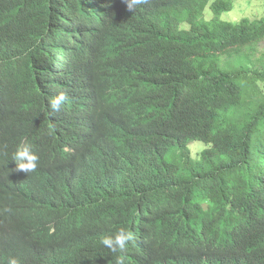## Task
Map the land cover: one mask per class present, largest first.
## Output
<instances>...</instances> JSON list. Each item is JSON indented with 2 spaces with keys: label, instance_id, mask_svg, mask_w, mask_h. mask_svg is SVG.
Wrapping results in <instances>:
<instances>
[{
  "label": "trees",
  "instance_id": "16d2710c",
  "mask_svg": "<svg viewBox=\"0 0 264 264\" xmlns=\"http://www.w3.org/2000/svg\"><path fill=\"white\" fill-rule=\"evenodd\" d=\"M18 1L0 0V4ZM32 1L35 13L30 17L22 9L15 26L18 29L21 21L28 20L25 39L30 51L25 53L31 56L18 70L0 36V131H4L0 147L15 150L24 140L32 144L38 168L46 173L51 188L49 204L77 201L89 218L116 197L122 217L149 231L147 246L154 256L144 264H264V205L257 193L264 192V50L258 48L264 40V15L238 21L222 18L235 0H148L132 11L125 0H87L103 2L105 23L119 36H137L130 49L113 50L109 43V50L118 58L138 59L141 72L158 71L172 81L178 98L172 132L155 144L138 136L143 122L159 108L150 85L145 96L132 88V99L125 106L106 107L97 118L90 108L102 96L98 86L90 89L84 105L73 107L66 87L69 80L21 76L45 67L57 43L55 6L50 0ZM61 91L67 102L62 111L51 112L48 100ZM118 96L128 94L122 90ZM55 119L84 127L80 150L87 172L59 150L60 137L52 131ZM194 140L209 148L204 175L218 170V161L222 165L219 189L210 195L229 188L252 193L248 206L262 225L245 239L223 234L237 230L225 225L236 223L235 217L217 212L208 217L200 198L185 188L184 178L151 158L156 150L176 146L180 157L186 158ZM156 156L162 161L160 154ZM68 174L75 185L71 192L60 191ZM148 217H152L149 225ZM3 241L9 244L10 238L1 232Z\"/></svg>",
  "mask_w": 264,
  "mask_h": 264
},
{
  "label": "clouds",
  "instance_id": "9594fccd",
  "mask_svg": "<svg viewBox=\"0 0 264 264\" xmlns=\"http://www.w3.org/2000/svg\"><path fill=\"white\" fill-rule=\"evenodd\" d=\"M147 2L125 0L130 11ZM50 4L56 8L55 50L52 56L47 57L45 67L21 76L43 75L49 80H69L66 87L71 90L73 107L83 104L90 89L98 86L102 96L90 108L97 118L105 114L106 107L125 106L132 99V88L141 89L145 96L150 85L159 108L153 117L143 122L138 136L155 144L168 136L172 132L178 103L171 79L158 71L141 72L138 59L118 58L108 49L109 43L114 44L113 50L123 52L130 49L137 43L136 34L119 36L115 28L108 27L103 2L50 0ZM22 9H26L30 17L35 13L32 0L0 4V36L4 38L16 70L31 56L25 53L30 51L25 39L28 20L21 21L19 28H15ZM60 85L57 84L59 91ZM122 90L128 96L119 97ZM66 102V92L61 91L48 100L47 106L51 112L57 113L63 110ZM83 130L82 125L56 119L52 122V131L60 137L59 150L78 160L87 172V162L80 150ZM188 148L190 153L186 158L180 157L178 146L156 150L151 158L161 165L171 166L178 178H184L185 188L200 198V205L208 217L214 216L215 212L224 217H235L236 223L225 225L238 227L237 230L223 234L236 233L245 239L262 225L248 206L252 193L229 188L210 195L211 190L219 189L222 165L218 161V170L206 176L202 170L208 167L209 156L205 153L208 145L194 140ZM156 154H160L162 161ZM39 162V156L27 140L15 150L0 147V233L4 232L10 238L9 244L0 242V254L6 251L1 255L3 262L0 264H144L154 256L147 246L148 229L136 228L125 220L121 215L120 202L114 196L104 211L97 215L92 213L89 218L83 216L80 211L83 204H77V201L50 205L51 188L47 184L46 173L38 168ZM74 185L72 176L68 174L59 190L71 192ZM257 193L264 205V192ZM151 223L152 217H148L146 224ZM216 226L223 225L218 223Z\"/></svg>",
  "mask_w": 264,
  "mask_h": 264
},
{
  "label": "rangeland",
  "instance_id": "374dc122",
  "mask_svg": "<svg viewBox=\"0 0 264 264\" xmlns=\"http://www.w3.org/2000/svg\"><path fill=\"white\" fill-rule=\"evenodd\" d=\"M234 8L230 12L222 14V18L238 21L244 16L255 19L264 15V0H235ZM260 50H264V40L258 45ZM196 145H201L194 142Z\"/></svg>",
  "mask_w": 264,
  "mask_h": 264
}]
</instances>
